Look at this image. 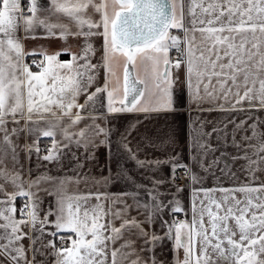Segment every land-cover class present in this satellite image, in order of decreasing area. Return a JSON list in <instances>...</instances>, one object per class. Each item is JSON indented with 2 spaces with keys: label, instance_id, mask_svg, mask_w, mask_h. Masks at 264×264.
I'll return each instance as SVG.
<instances>
[{
  "label": "snow or ice",
  "instance_id": "6c2138e0",
  "mask_svg": "<svg viewBox=\"0 0 264 264\" xmlns=\"http://www.w3.org/2000/svg\"><path fill=\"white\" fill-rule=\"evenodd\" d=\"M261 112L264 0H0V264H264Z\"/></svg>",
  "mask_w": 264,
  "mask_h": 264
},
{
  "label": "crops",
  "instance_id": "0c3cea01",
  "mask_svg": "<svg viewBox=\"0 0 264 264\" xmlns=\"http://www.w3.org/2000/svg\"><path fill=\"white\" fill-rule=\"evenodd\" d=\"M26 3H28V0H22V7H24L25 10H26L27 5H28ZM172 34L173 35L178 34L177 33V30H172ZM20 35L23 36V31L22 30L20 32ZM69 43L72 46L71 47V51H73V52L78 51V47H77V42L76 41H70ZM96 44H97V47H99L100 44H101V41L97 40L96 41ZM24 45H25V50L26 51L31 52L34 49L37 50V51H40L43 48V49H46L48 53H52V52L58 51L62 47H67V45H64L59 40H45V39H35V40H33V39H26V40H24ZM175 52H176L175 50H172L170 52V55L173 54V53H175ZM70 58H71V56L68 55V54H65V55L60 56V59L61 60H64V61L70 60ZM33 59L42 60L43 57L40 56V55H37L35 57H33V56L25 57V61L31 66V70L34 71V72L35 71H39V69L35 68L31 64ZM98 59H99V55L97 56V60ZM93 62H97V61H93ZM141 71L143 72V70H141ZM119 73H120L121 82H122V78H123V68L122 67L119 69ZM103 83H104V73H103V71H101L99 73L98 83H97L96 86H102ZM92 90H94V88ZM176 99H177L178 103L182 104L183 106L178 108V113H177V115L174 118H173V116H169L168 118H169V120L174 119V121H175L174 122V128L176 129L177 132H180L182 134V139H186V134H187V121L189 119V109L187 108V95H186V93H181L179 91V89H178L177 90V93H176ZM80 102L83 103V98H81ZM245 106H247V105H245ZM137 115H139V114H125V118L124 119H121L119 121V123L120 124H123L125 126L128 123H133V122H135ZM258 115L261 116V117H264V112H261ZM142 118L143 117L141 116V119ZM208 118L209 119L219 118L221 120H225L226 119V116L223 115L220 112H214ZM241 118H243V117H241ZM44 142H50L51 143V140L49 138H42L40 144H42ZM177 151H179V149H177ZM228 151L229 152H232L233 149L231 147H229L228 148ZM45 154L46 153H41V155H45ZM97 155H98L100 164L103 165V163L105 162V155H106L105 149L104 148H100L98 150V152H97ZM186 155H187V150L185 148V156ZM216 155H219V153H216ZM27 166L28 165L26 164V167ZM128 166L130 168H133L134 169V165L133 164H129ZM31 167L33 169V172H32L33 178L36 175H38L40 172L44 171V168L43 167H41V168H39V170H37V160H36V157L35 156L32 157ZM48 167H54V166L48 165ZM53 174H56V173L53 172ZM92 174L93 175H96V176H99L100 175V170L98 168H93L92 169ZM26 178H27V176H26ZM240 178H241V180H243V177H240ZM207 183H208V186L209 187L212 186V181L211 180H209ZM224 186L225 187H228L230 185H229V183L227 181H225L224 182ZM125 187L126 186L124 184H120L119 186L110 187L109 190L112 191V192H118V191L123 190ZM75 190H76L75 185L70 186V188H69V191L70 192L75 191ZM85 190H86L85 189V186L84 185H80L79 191L84 192ZM9 191H11V189H9ZM183 202L187 206V208L189 209L188 215L186 217L185 216V213L184 212H181L177 216H182V218H183L182 220H185L186 218L190 220L191 219V212H190L191 201H190V197L188 196V193H185V195L183 197ZM23 203H24L23 198H19V199H17V201H15V206L17 208H19V207H21V204H23ZM47 205H48V200L45 199V203H44V209L45 210H47ZM16 215H17V218H19V212H17ZM133 215H135L134 212H133ZM175 217L165 216V218L166 219H169V220L174 219ZM155 229H156L157 233H159V229H160L159 223L156 224ZM158 254L161 255L166 260H168L170 262V264H171V262L173 261V258H174L173 257V253L171 252V243L165 242V245L162 248L158 249ZM179 255H180V258L182 259L183 258V251L182 250L180 251ZM37 259L39 260L40 257H37ZM49 264H51V261H49Z\"/></svg>",
  "mask_w": 264,
  "mask_h": 264
},
{
  "label": "built area",
  "instance_id": "2783aa9c",
  "mask_svg": "<svg viewBox=\"0 0 264 264\" xmlns=\"http://www.w3.org/2000/svg\"><path fill=\"white\" fill-rule=\"evenodd\" d=\"M26 4H28V3H26ZM176 55H177V53L175 52V53H173V54H171V56L173 57V59H175V57H176ZM35 60H37V61H40V60H38V59H35ZM32 64V63H31ZM33 65V64H32ZM35 68H37L35 65H33ZM38 69V68H37ZM49 146H51V143L50 142H44V143H42V144H40V147L41 148H45V147H49ZM24 204V203H23ZM23 204H21V207L23 206ZM174 219H176V220H182L183 218H182V216H176ZM57 239H59V238H57Z\"/></svg>",
  "mask_w": 264,
  "mask_h": 264
}]
</instances>
